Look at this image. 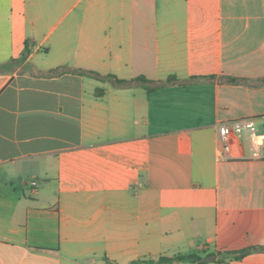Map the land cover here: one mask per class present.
Segmentation results:
<instances>
[{"label":"crops","instance_id":"0c3cea01","mask_svg":"<svg viewBox=\"0 0 264 264\" xmlns=\"http://www.w3.org/2000/svg\"><path fill=\"white\" fill-rule=\"evenodd\" d=\"M248 119L264 0H0V264H264V161L218 140Z\"/></svg>","mask_w":264,"mask_h":264},{"label":"built area","instance_id":"2783aa9c","mask_svg":"<svg viewBox=\"0 0 264 264\" xmlns=\"http://www.w3.org/2000/svg\"><path fill=\"white\" fill-rule=\"evenodd\" d=\"M241 138H246L247 140L249 160L264 161V132L258 130L254 120L249 119L224 123L218 126L221 159L223 161L232 159L229 141L234 139L237 147H240L238 140Z\"/></svg>","mask_w":264,"mask_h":264},{"label":"trees","instance_id":"16d2710c","mask_svg":"<svg viewBox=\"0 0 264 264\" xmlns=\"http://www.w3.org/2000/svg\"><path fill=\"white\" fill-rule=\"evenodd\" d=\"M50 73L55 74V73H57V70H52ZM78 73H81L83 75L92 76V77H95V78L100 79V80L110 79L118 86L129 87V86L133 85L134 83L139 84V85L143 86L148 91V93H153V92L160 90L164 87H167L169 85L184 86V85L191 84L195 81V80L182 81V80H179L178 78H176L174 76L169 77L165 81H152V80L147 79L144 76L138 77L134 80H120L113 75L102 76V75L95 73V72H85V71H78ZM99 92L103 93V90H99L98 93ZM229 144H230V148H231V157H232V159H235V157L237 156V153H236L237 143L234 139H230ZM247 253H248L247 251H244L241 253H232V252L230 253V252H228L226 254L229 256V259L238 260V259L243 258ZM184 261L192 262V263L203 262L202 258L198 255H187V256H175L172 258L160 257L157 260V263L158 264H176V263H180V262H184Z\"/></svg>","mask_w":264,"mask_h":264}]
</instances>
